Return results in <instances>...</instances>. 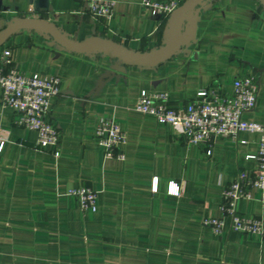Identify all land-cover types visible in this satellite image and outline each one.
Segmentation results:
<instances>
[{"label":"crops","instance_id":"1","mask_svg":"<svg viewBox=\"0 0 264 264\" xmlns=\"http://www.w3.org/2000/svg\"><path fill=\"white\" fill-rule=\"evenodd\" d=\"M113 1L112 17L102 20L85 0H0V19L43 17L78 40L108 37L135 51L161 44L163 19L141 0ZM182 38L153 67L71 52L30 30L0 47L17 70L60 78L47 117L58 129L57 157L52 146L37 149L35 131L16 125L0 104V264H264V235L230 230L227 218L220 233L202 224L219 216L224 186L252 168L257 133L216 136L207 154L206 144L185 143L179 126L132 109L141 90L165 91L181 109L199 88L230 95L233 79L249 75L258 91L242 118L263 122L264 9L255 0H209L185 15ZM108 116L126 134L123 159L104 157L95 142L94 127ZM77 187L98 190L94 212L67 194ZM236 208L264 221L256 192Z\"/></svg>","mask_w":264,"mask_h":264},{"label":"built area","instance_id":"2","mask_svg":"<svg viewBox=\"0 0 264 264\" xmlns=\"http://www.w3.org/2000/svg\"><path fill=\"white\" fill-rule=\"evenodd\" d=\"M88 13L94 19L108 20L113 15L115 1L85 0ZM146 11L158 15L161 19L180 3L179 0H141ZM230 95L222 93L218 87H201L187 106L178 109L170 104L167 92L138 93L132 109L143 115L152 116L158 123L177 125L187 144H206V153L210 154L211 140L216 136L235 140L239 131L257 133L256 151L249 158L253 166L248 171L241 169L224 186L218 209V217H203L202 224L214 233H220L227 218L229 229L254 236L264 235V221L261 217L246 216L237 211L240 199H251L258 194L264 201V121L257 122L242 118L244 112L254 108L258 84L253 76H238L232 81ZM60 78L54 74L38 76L27 75L15 68L8 48L0 50V104L9 107L14 113V123L36 133L35 146L44 151L52 146V155L59 152V133L56 125L48 117L50 99L59 94ZM94 139L106 158H124L123 145L126 134L113 117H101L94 127ZM2 141L0 140V148ZM155 184L153 190H155ZM170 193H177L172 184ZM68 195L76 198L82 210H96L98 190L89 187L69 189Z\"/></svg>","mask_w":264,"mask_h":264},{"label":"water","instance_id":"3","mask_svg":"<svg viewBox=\"0 0 264 264\" xmlns=\"http://www.w3.org/2000/svg\"><path fill=\"white\" fill-rule=\"evenodd\" d=\"M209 0H182L166 17L161 44L148 51H135L108 37L91 35L78 40L76 35L64 33L54 23L38 16H12L0 19V47L9 37L22 30L43 33L64 49L86 54H101L125 65L153 67L170 59L183 46L182 28L185 15ZM264 9V0H255Z\"/></svg>","mask_w":264,"mask_h":264},{"label":"trees","instance_id":"4","mask_svg":"<svg viewBox=\"0 0 264 264\" xmlns=\"http://www.w3.org/2000/svg\"><path fill=\"white\" fill-rule=\"evenodd\" d=\"M166 18H163V22H165Z\"/></svg>","mask_w":264,"mask_h":264}]
</instances>
